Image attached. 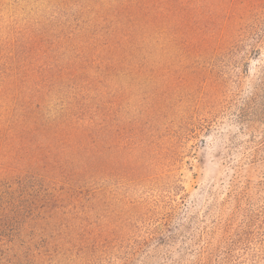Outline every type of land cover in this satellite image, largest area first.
<instances>
[{"label":"rangeland","instance_id":"rangeland-1","mask_svg":"<svg viewBox=\"0 0 264 264\" xmlns=\"http://www.w3.org/2000/svg\"><path fill=\"white\" fill-rule=\"evenodd\" d=\"M119 1L0 0V182L38 176L18 241L35 264H264V0L114 57ZM73 123L92 139L62 149Z\"/></svg>","mask_w":264,"mask_h":264},{"label":"trees","instance_id":"trees-1","mask_svg":"<svg viewBox=\"0 0 264 264\" xmlns=\"http://www.w3.org/2000/svg\"><path fill=\"white\" fill-rule=\"evenodd\" d=\"M208 1L120 0L116 2L113 11L116 21L111 32V43L109 42L114 57L121 52L123 43L135 44L139 39V32L145 31L149 34H155L164 27V29L170 31L168 24L188 18L194 12L202 11ZM24 119L28 120L30 118L24 117ZM11 123L13 124L9 129V133H13L15 127L24 126L26 122ZM46 130L49 131V127H46L43 131L47 137L48 131ZM56 130L54 141L62 149L88 146L92 139V133L90 134L89 129L85 126H79L78 123L69 124L68 126L56 124ZM67 130L71 132L68 135L69 141L67 138H58L60 132L63 133ZM34 133L38 134V130H35ZM46 137L44 136V138ZM34 152L36 151L34 150ZM35 178H38V176L32 173L24 178L14 177L0 182V264H35L36 262L33 261H37L35 256L29 253L30 246L24 243L21 244L18 241L20 235H15L21 233L19 227L25 218L24 213L28 210V206L34 198L32 185L37 181Z\"/></svg>","mask_w":264,"mask_h":264}]
</instances>
